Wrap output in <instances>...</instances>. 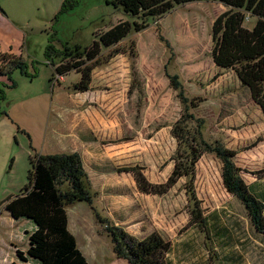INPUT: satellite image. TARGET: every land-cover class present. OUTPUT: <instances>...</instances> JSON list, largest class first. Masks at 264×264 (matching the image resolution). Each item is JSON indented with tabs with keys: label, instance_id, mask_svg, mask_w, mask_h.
Wrapping results in <instances>:
<instances>
[{
	"label": "rangeland",
	"instance_id": "rangeland-1",
	"mask_svg": "<svg viewBox=\"0 0 264 264\" xmlns=\"http://www.w3.org/2000/svg\"><path fill=\"white\" fill-rule=\"evenodd\" d=\"M65 1L0 0V52L12 55L0 73V264L24 263L16 250L25 254L32 222L12 218L10 223L1 203L27 185L30 157L77 150L92 198L66 208L89 264H131L115 252L111 226L138 239L163 237L171 244L167 264H264V238L223 187L214 154L204 153L196 164L194 190L203 226L191 223L194 201L186 180L164 194L142 193L130 169L137 167L149 184L158 185L174 167L171 127L181 106L166 66L178 75L190 112L204 119V138L236 152L234 162L246 183L264 185V117L258 105L244 102V90L231 99L241 104L238 110L220 116L217 108L226 98L210 61L211 28L214 14L226 7L219 1L191 2L150 20L144 30L102 48L90 90L79 92L73 84L80 74L55 73L59 59L49 58L47 50L89 46L98 33L133 18L110 0ZM255 21L249 17L244 25L251 29ZM224 85L232 89L231 80ZM77 123L86 137L80 145L70 137Z\"/></svg>",
	"mask_w": 264,
	"mask_h": 264
},
{
	"label": "trees",
	"instance_id": "trees-1",
	"mask_svg": "<svg viewBox=\"0 0 264 264\" xmlns=\"http://www.w3.org/2000/svg\"><path fill=\"white\" fill-rule=\"evenodd\" d=\"M199 1L210 0H110L113 7L121 9L133 21L117 22L105 32L98 33L97 39L89 46L76 45L70 48L67 45L62 52L50 46L46 55L51 59H59V63L55 64V73L61 76L71 70L79 73L73 89L86 92L90 90L91 72L99 64L96 57L102 48L118 43L132 32L144 30L150 20L163 18L178 6ZM211 1H219L226 7L212 23L211 57L218 67L235 72L264 113V0ZM249 17L256 18L251 29L244 25ZM161 39L164 40L163 37ZM165 42L169 47L170 44ZM11 57L8 53L0 52L3 65ZM164 69L169 86L181 106L180 115L171 127V134L177 144L174 167L166 182L158 185L149 184L137 167L130 168L137 189L142 193L164 194L183 178L194 201L191 223L203 226L205 217L201 214L200 201L194 190L196 164L204 153H212L221 162L223 187L239 201L256 232L264 238V185L259 181L246 183L241 175L242 169L234 162L236 152L226 148L219 140L211 143L204 138V119L190 112L189 98L178 75L170 74L166 66ZM3 70L4 66H0V73ZM29 163L27 185L20 193L1 203L13 219H28L33 225L32 231L28 233L25 254L17 249L16 256L23 264H89L78 247L76 237L68 228L66 208L75 202L91 203L89 177L81 154L78 151L34 153ZM260 171L264 172V169ZM260 171L253 172L257 178L261 177ZM107 229L119 257L131 264H167L165 257L171 244L158 234L152 233L144 239H138L117 226Z\"/></svg>",
	"mask_w": 264,
	"mask_h": 264
},
{
	"label": "crops",
	"instance_id": "crops-1",
	"mask_svg": "<svg viewBox=\"0 0 264 264\" xmlns=\"http://www.w3.org/2000/svg\"><path fill=\"white\" fill-rule=\"evenodd\" d=\"M199 2H202V1H199ZM204 2H209V1H204ZM211 2L213 3L214 1H211ZM216 2H218V1H216ZM188 4H191V3H188ZM220 11L221 10H219L217 13L214 14V18L218 16V14L220 13ZM210 61H211L212 67H214V69H215V73H216L215 74L216 75V78L215 79H218V82H221V81L223 82L222 85L220 86L221 89H222V91H223L221 95H222L223 98H226V99H222L219 102H217V105H218L217 108L219 110L220 116H222V114H227V113H229V112H231L233 110H238L241 107V104L240 103H236L235 101H232L231 100L233 98H236V95L235 94L238 93L239 91H244L245 90V92L242 94L244 96V102H249L250 101V102L254 103L255 106H257V104L255 103V101L251 97V93H250L249 88L246 87V86H243L241 84L239 78L236 76L235 72L232 69H224V68L218 67L214 63L212 57H211V60ZM228 80H231V85L230 86H232V89L230 91H228L227 86L224 85V82L225 81H228ZM257 107L261 111V115L264 117V113L261 110V108L259 106H257ZM76 128L77 129L75 130V132H70V137H71L72 143L74 142L77 145H80V141L84 142V139L86 137H84V135L82 134V131L81 130L83 128H82L81 125H79L77 123ZM108 131L111 132L112 129L109 128ZM84 148H88V147H84ZM77 151H79V150H77ZM79 153L81 154L80 151H79ZM67 213H68V209H67ZM7 215H9V216H6V219L10 223H12L13 220H10V219H12V217L10 216L9 213ZM9 217H11V218H9ZM77 221H79L78 218H77ZM68 228L74 234V236L77 237L76 234L70 228V225H69V215H68ZM32 229H33V227H32ZM32 229H31V231H32ZM78 243H79V241L77 242V244ZM78 247H79V244H78ZM81 252L83 253V251H81ZM83 255H85V254L83 253Z\"/></svg>",
	"mask_w": 264,
	"mask_h": 264
},
{
	"label": "flooded vegetation",
	"instance_id": "flooded-vegetation-1",
	"mask_svg": "<svg viewBox=\"0 0 264 264\" xmlns=\"http://www.w3.org/2000/svg\"><path fill=\"white\" fill-rule=\"evenodd\" d=\"M2 66H4V65L2 64Z\"/></svg>",
	"mask_w": 264,
	"mask_h": 264
},
{
	"label": "water",
	"instance_id": "water-1",
	"mask_svg": "<svg viewBox=\"0 0 264 264\" xmlns=\"http://www.w3.org/2000/svg\"><path fill=\"white\" fill-rule=\"evenodd\" d=\"M261 108V107H260Z\"/></svg>",
	"mask_w": 264,
	"mask_h": 264
}]
</instances>
